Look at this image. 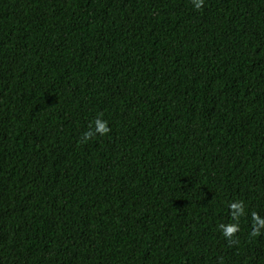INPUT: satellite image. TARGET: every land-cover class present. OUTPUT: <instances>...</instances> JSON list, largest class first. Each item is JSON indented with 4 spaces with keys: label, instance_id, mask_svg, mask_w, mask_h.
I'll use <instances>...</instances> for the list:
<instances>
[{
    "label": "trees",
    "instance_id": "16d2710c",
    "mask_svg": "<svg viewBox=\"0 0 264 264\" xmlns=\"http://www.w3.org/2000/svg\"><path fill=\"white\" fill-rule=\"evenodd\" d=\"M0 264H264V0H0Z\"/></svg>",
    "mask_w": 264,
    "mask_h": 264
},
{
    "label": "clouds",
    "instance_id": "9594fccd",
    "mask_svg": "<svg viewBox=\"0 0 264 264\" xmlns=\"http://www.w3.org/2000/svg\"><path fill=\"white\" fill-rule=\"evenodd\" d=\"M204 3V0H194V6L196 8H200ZM96 131L100 132L101 134L107 133L110 131L109 127L107 126V122L106 121H101V120H97L96 121ZM91 133H86L85 134V139H88L90 137ZM233 207L236 208H241V205L237 204V205H233ZM242 210V208H241ZM234 231L233 228H228L227 232L230 234Z\"/></svg>",
    "mask_w": 264,
    "mask_h": 264
}]
</instances>
